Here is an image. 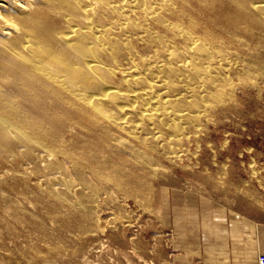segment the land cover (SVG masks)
I'll list each match as a JSON object with an SVG mask.
<instances>
[{"label":"rangeland","instance_id":"1","mask_svg":"<svg viewBox=\"0 0 264 264\" xmlns=\"http://www.w3.org/2000/svg\"><path fill=\"white\" fill-rule=\"evenodd\" d=\"M169 1L172 15L165 11L167 19L196 36H202L204 28L211 30L219 36L215 43L220 51L231 59L217 87L218 99L201 101L206 108L187 121L175 152H155V173L140 179L145 192L127 194L88 171L87 183L92 181L85 189L89 192L93 185L98 194L87 197V210L65 200L55 206L51 186L62 187L63 177L74 183L68 198L79 201L80 181L62 153L52 150L53 155L46 156L50 151L35 149V155L23 145L0 151V264H253L251 254L238 262L229 259L227 227L235 212L246 217L251 231L253 224L264 227V22L245 19L228 37L222 20L227 10L220 2L205 10L198 0ZM154 28L172 46L184 45L179 35L159 25ZM132 44L138 53H148L143 40L135 38ZM62 140L66 150L79 156L86 147L91 148L89 155L95 151L96 168L102 158H124L114 147L96 146L85 128L67 130ZM49 157L62 166L44 167ZM122 164L128 171L131 163ZM64 169L69 174H63Z\"/></svg>","mask_w":264,"mask_h":264},{"label":"bare ground","instance_id":"2","mask_svg":"<svg viewBox=\"0 0 264 264\" xmlns=\"http://www.w3.org/2000/svg\"><path fill=\"white\" fill-rule=\"evenodd\" d=\"M198 2L205 10L215 2L224 6L228 37L245 19L264 22V0ZM169 4V0H0V151L23 145L35 155V149L50 151L46 156L54 150L70 160L80 181L79 201L68 198L73 181L63 177L64 185L53 187V178L56 207L65 200L87 210V197L98 194L93 185L89 192L85 189L92 181L87 183L88 171L127 194L145 192L140 179L155 173V152H175L187 121L206 108L201 101L218 99L217 87L231 59L220 51L215 43L219 36L215 38L211 30L204 28L203 35L196 36L167 19L166 13L172 12ZM156 25L182 37L184 45H170ZM135 38L148 45V53L136 51ZM78 128L87 129L101 149L116 148L123 161L105 157L96 168L95 151L87 154L91 148H84L81 156L66 150L64 133ZM49 159L42 163L56 170L62 166ZM122 163H131L128 171ZM65 170L62 173L69 174Z\"/></svg>","mask_w":264,"mask_h":264},{"label":"crops","instance_id":"3","mask_svg":"<svg viewBox=\"0 0 264 264\" xmlns=\"http://www.w3.org/2000/svg\"><path fill=\"white\" fill-rule=\"evenodd\" d=\"M239 215L235 212L233 221L231 219L228 222L227 247L229 259L238 262L242 255L251 254L253 255V264H257V255L264 251V227L261 226V222L258 226L253 224L251 225L253 228L251 231L246 217ZM232 222L234 223L232 224Z\"/></svg>","mask_w":264,"mask_h":264},{"label":"built area","instance_id":"4","mask_svg":"<svg viewBox=\"0 0 264 264\" xmlns=\"http://www.w3.org/2000/svg\"><path fill=\"white\" fill-rule=\"evenodd\" d=\"M257 264H264V251L260 252L257 256Z\"/></svg>","mask_w":264,"mask_h":264}]
</instances>
